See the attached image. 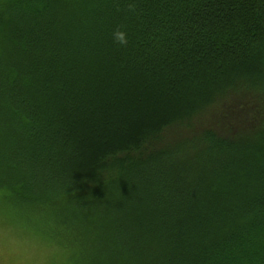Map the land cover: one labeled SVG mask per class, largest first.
<instances>
[{
	"label": "trees",
	"instance_id": "16d2710c",
	"mask_svg": "<svg viewBox=\"0 0 264 264\" xmlns=\"http://www.w3.org/2000/svg\"><path fill=\"white\" fill-rule=\"evenodd\" d=\"M0 192L70 264H264V0H0Z\"/></svg>",
	"mask_w": 264,
	"mask_h": 264
},
{
	"label": "rangeland",
	"instance_id": "374dc122",
	"mask_svg": "<svg viewBox=\"0 0 264 264\" xmlns=\"http://www.w3.org/2000/svg\"><path fill=\"white\" fill-rule=\"evenodd\" d=\"M251 98L253 95L246 89L242 88L241 93L229 90L218 96L198 119L216 124L226 109L238 108ZM204 126L207 125L199 128ZM0 195L4 197L3 192ZM24 214L26 210L0 199V264H70L68 252L48 236L35 231L32 218Z\"/></svg>",
	"mask_w": 264,
	"mask_h": 264
},
{
	"label": "clouds",
	"instance_id": "9594fccd",
	"mask_svg": "<svg viewBox=\"0 0 264 264\" xmlns=\"http://www.w3.org/2000/svg\"><path fill=\"white\" fill-rule=\"evenodd\" d=\"M114 41L120 45H125L127 43L126 34L123 31L117 30L113 33Z\"/></svg>",
	"mask_w": 264,
	"mask_h": 264
}]
</instances>
